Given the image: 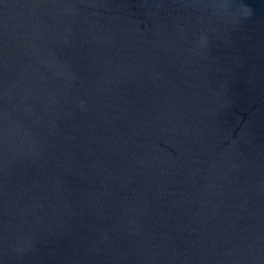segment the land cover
Segmentation results:
<instances>
[{
  "label": "water",
  "instance_id": "95a60500",
  "mask_svg": "<svg viewBox=\"0 0 264 264\" xmlns=\"http://www.w3.org/2000/svg\"><path fill=\"white\" fill-rule=\"evenodd\" d=\"M0 264H264V0H0Z\"/></svg>",
  "mask_w": 264,
  "mask_h": 264
}]
</instances>
